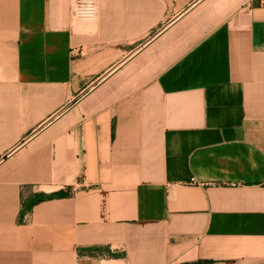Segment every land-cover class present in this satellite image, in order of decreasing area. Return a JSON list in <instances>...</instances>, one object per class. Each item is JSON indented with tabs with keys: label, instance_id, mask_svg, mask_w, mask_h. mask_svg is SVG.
Here are the masks:
<instances>
[{
	"label": "crops",
	"instance_id": "crops-1",
	"mask_svg": "<svg viewBox=\"0 0 264 264\" xmlns=\"http://www.w3.org/2000/svg\"><path fill=\"white\" fill-rule=\"evenodd\" d=\"M95 1L0 0V264H264V0Z\"/></svg>",
	"mask_w": 264,
	"mask_h": 264
},
{
	"label": "built area",
	"instance_id": "built-area-1",
	"mask_svg": "<svg viewBox=\"0 0 264 264\" xmlns=\"http://www.w3.org/2000/svg\"><path fill=\"white\" fill-rule=\"evenodd\" d=\"M71 14L76 19L91 20L96 15L95 0H71Z\"/></svg>",
	"mask_w": 264,
	"mask_h": 264
},
{
	"label": "trees",
	"instance_id": "trees-1",
	"mask_svg": "<svg viewBox=\"0 0 264 264\" xmlns=\"http://www.w3.org/2000/svg\"><path fill=\"white\" fill-rule=\"evenodd\" d=\"M60 195H68V193H61ZM41 199H42V197H39V198H37V199H35V200H32V201L30 202V205H31L32 203H36V202L40 201Z\"/></svg>",
	"mask_w": 264,
	"mask_h": 264
}]
</instances>
